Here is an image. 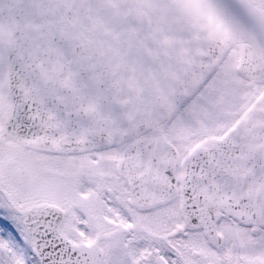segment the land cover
<instances>
[{
	"label": "snow or ice",
	"instance_id": "obj_1",
	"mask_svg": "<svg viewBox=\"0 0 264 264\" xmlns=\"http://www.w3.org/2000/svg\"><path fill=\"white\" fill-rule=\"evenodd\" d=\"M0 264H264V0H0Z\"/></svg>",
	"mask_w": 264,
	"mask_h": 264
}]
</instances>
